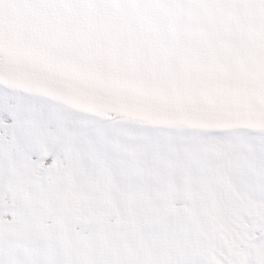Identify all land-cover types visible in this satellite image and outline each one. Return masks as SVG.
Wrapping results in <instances>:
<instances>
[{
  "label": "snow or ice",
  "instance_id": "6c2138e0",
  "mask_svg": "<svg viewBox=\"0 0 264 264\" xmlns=\"http://www.w3.org/2000/svg\"><path fill=\"white\" fill-rule=\"evenodd\" d=\"M0 264H264V0H0Z\"/></svg>",
  "mask_w": 264,
  "mask_h": 264
}]
</instances>
